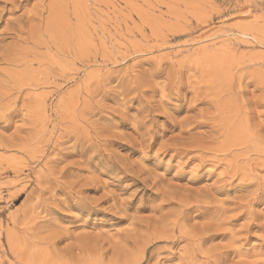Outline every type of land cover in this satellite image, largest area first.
Instances as JSON below:
<instances>
[{"label": "rangeland", "instance_id": "374dc122", "mask_svg": "<svg viewBox=\"0 0 264 264\" xmlns=\"http://www.w3.org/2000/svg\"><path fill=\"white\" fill-rule=\"evenodd\" d=\"M0 11V264H264V0Z\"/></svg>", "mask_w": 264, "mask_h": 264}, {"label": "bare ground", "instance_id": "6f19581e", "mask_svg": "<svg viewBox=\"0 0 264 264\" xmlns=\"http://www.w3.org/2000/svg\"><path fill=\"white\" fill-rule=\"evenodd\" d=\"M52 1V0H51ZM55 1V0H54ZM54 5V4H53ZM6 9V8H5ZM5 9L3 10L4 12H5ZM10 9V8H9ZM11 10V9H10ZM8 11V10H7ZM14 11V10H13ZM1 12V11H0ZM0 13V25H3L2 24V22L4 21V15H5V13ZM9 12V11H8ZM7 13V12H6ZM28 14V13H27ZM26 15V14H25ZM34 15H36L35 17H26L27 18V20H30V21H32V20H37V19H42L41 17L43 16V14H40V13H38L37 14V12L34 14ZM6 16V15H5ZM29 16V15H28ZM22 17V16H21ZM24 17V16H23ZM25 18V19H26ZM58 18V17H57ZM22 19H24V18H22ZM54 19V18H53ZM54 21V20H53ZM5 22V21H4ZM19 22H21V21H19ZM22 22H23V20H22ZM25 24H26V22H24ZM23 24V23H22ZM22 24H20V23H18L17 25L16 24H14V23H12L11 21H9L8 19H7V23H6V25L8 26V28L7 29H5L4 31H2V33L0 34V35H3V37H8V36H12V37H14V39H15V41L18 43V41H24L23 39V34H24V25L22 26ZM29 25V24H28ZM31 26V25H30ZM34 27H35V25H34ZM35 29V28H34ZM37 29V28H36ZM32 30V29H31ZM26 33V32H25ZM32 33V32H31ZM30 33V34H31ZM25 35V34H24ZM26 35H29L28 34V31H27V34ZM35 35V34H34ZM13 39V40H14ZM27 39V38H26ZM4 41V39H2V40H0V42H3ZM26 42V41H25ZM11 43V42H10ZM12 43H15L14 41L12 42ZM27 43V42H26ZM9 44V43H8ZM37 44V43H36ZM38 44H39V42H38ZM20 45V44H19ZM7 46V45H6ZM15 46V45H14ZM17 46V45H16ZM15 46V47H16ZM12 48V47H11ZM22 48V47H21ZM1 50H3V52L2 53H0V63H2V62H4V63H8L9 62V60H11V59H9L8 60V58H9V54L7 53L8 52V49H9V47L7 46V47H5V48H0ZM16 49V48H15ZM10 50V49H9ZM19 50V49H18ZM22 49H20V51H21ZM13 51V50H12ZM16 52H17V50H16ZM11 54H13L12 52H11ZM12 56V55H11ZM17 60V59H16ZM12 62V61H11ZM15 62V61H14ZM6 63V64H7ZM22 65V64H21ZM16 67V66H15ZM231 68V67H230ZM3 69V68H2ZM10 69V68H9ZM12 69H14V68H12ZM12 72V71H11ZM228 72H232V71H228ZM4 73V72H3ZM5 74V73H4ZM231 74V73H230ZM7 76V75H6ZM5 77V76H4ZM9 77V76H8ZM241 79H243V78H241ZM229 80V81H228ZM243 81V80H242ZM226 82H228V83H230L231 85H232V81H231V78L229 77V78H227V80H226ZM1 85V84H0ZM3 86V85H2ZM233 86V85H232ZM176 92V91H175ZM187 93V92H186ZM193 93V92H192ZM177 94V93H176ZM1 95V94H0ZM167 95V94H166ZM164 95H161V97H163ZM177 99L178 98H180V97H176ZM176 100V99H175ZM160 103H161V101H160ZM164 105V104H163ZM165 107V106H164ZM203 122V121H202ZM209 122V121H208ZM191 140V139H190ZM231 141L233 142L234 140H232L231 139ZM230 141V143H229V145L232 143ZM185 142V141H184ZM187 142H189V141H187ZM228 145V146H229ZM188 147V146H187ZM186 147V148H187ZM201 147V146H200ZM233 147V146H232ZM231 147V148H232ZM184 148H185V146H184ZM190 148V147H189ZM231 148H230V150H231ZM200 149H203V147L202 148H200ZM189 150V149H188ZM192 150V149H191ZM198 150V149H197ZM220 150V149H219ZM222 150V149H221ZM228 150V149H227ZM227 150H226V152H227ZM185 151V149L183 150V152ZM203 151V150H202ZM205 152V151H204ZM220 152V151H219ZM229 152V151H228ZM190 153V152H189ZM215 153V152H214ZM180 154V153H179ZM202 154H203V152H202ZM177 155V154H176ZM204 155V154H203ZM200 156H201V154H200ZM180 157V156H179ZM198 158V157H197ZM204 159V158H203ZM207 160H209V159H207ZM200 160L198 159V162H199ZM202 161V160H201ZM210 162V161H209ZM202 163V162H201ZM200 164V163H199ZM201 165V164H200ZM233 170V169H232ZM227 176H229V174L227 175ZM235 177H237V176H235ZM223 179V178H222ZM228 179V178H227ZM232 179V178H231ZM226 180V179H225ZM229 181V180H228ZM223 182V181H222ZM229 183V182H228ZM222 184V183H221ZM226 185V184H225ZM224 185V186H225ZM165 189V188H164ZM175 189L176 188H172V193H174L175 192ZM166 190V189H165ZM174 190V191H173ZM209 190V189H208ZM179 191V190H178ZM177 191V189H176V193L178 192ZM215 191L216 192H218V194H219V192H221V189L219 188V187H217V188H215ZM168 193L170 192L171 193V191H167ZM180 192V191H179ZM178 192V193H179ZM185 192V191H184ZM191 192V191H190ZM181 193V192H180ZM192 193V192H191ZM190 194V193H189ZM189 194H187V195H189ZM221 194V193H220ZM161 195H163L162 193H161ZM165 195L166 194H164V196H162V197H164L165 198ZM178 195V194H177ZM185 195H186V193H185ZM186 195V196H187ZM191 195V194H190ZM192 195H194V194H192ZM170 196V195H169ZM169 196H167L169 199H170V201H173V200H171V197H169ZM175 196H176V194H175ZM181 196H182V193H181ZM180 196V197H181ZM166 197V198H167ZM179 197V196H178ZM193 197V196H192ZM173 198H175V197H173ZM177 198V197H176ZM175 198V199H176ZM183 198V197H182ZM187 198H191V197H188L187 196ZM194 198V197H193ZM184 199V198H183ZM187 200V199H186ZM215 200V199H214ZM167 202H168V200H167ZM177 203V200L175 201L174 200V204H176ZM191 202V200H189V203ZM170 203V202H169ZM178 203H179V201H178ZM187 203V202H186ZM180 204V206H181V202L179 203ZM178 204V205H179ZM194 204H196V202L194 203ZM201 204V203H200ZM198 205V204H197ZM197 205H196V207H197ZM202 205H203V203H202ZM77 206V205H76ZM201 206V205H200ZM246 206V205H245ZM68 207V206H67ZM70 207V206H69ZM72 207V206H71ZM193 208V207H192ZM191 208V209H192ZM195 208V207H194ZM198 208V207H197ZM202 208H204V207H202ZM206 208V207H205ZM197 210V209H196ZM201 210V209H200ZM209 210V209H208ZM193 211V210H192ZM177 213H179V212H177ZM191 212H189V214H190ZM202 214V213H201ZM186 215H188V214H185V216ZM181 216V215H180ZM185 216H184V220L185 219H187L188 218V216L185 218ZM172 218V217H171ZM183 218V217H182ZM161 220V219H160ZM183 220V219H182ZM189 220V219H188ZM187 220V221H188ZM191 220V219H190ZM174 222V221H173ZM170 223H172V222H170ZM175 223V222H174ZM180 223V222H179ZM187 223V222H186ZM176 224V223H175ZM184 224V223H183ZM182 225V224H181ZM161 226V225H160ZM170 226V225H169ZM183 226V225H182ZM149 227V226H148ZM154 227H156V226H154ZM162 228V227H161ZM161 228H159V229H161ZM175 228V227H174ZM154 229V228H153ZM153 229H152V231H153ZM163 229V228H162ZM168 229V228H167ZM187 229V228H186ZM193 229V228H192ZM157 230V229H156ZM173 230V229H172ZM194 230H195V228H194ZM155 231V230H154ZM178 231V230H177ZM193 231V230H192ZM204 231V230H203ZM202 231V232H203ZM179 232V231H178ZM172 233V235H173V232H171ZM181 233V232H180ZM179 233V234H180ZM184 233V232H183ZM153 234H155L154 232H153ZM152 233H151V236L153 235ZM182 234V233H181ZM193 234H194V232H193ZM197 234V233H196ZM203 234V233H202ZM201 234V235H202ZM186 235V234H185ZM213 235V234H212ZM145 236V235H144ZM169 236H171V234H169ZM179 236V235H178ZM191 237H192V235H190ZM218 236V235H217ZM185 237V236H184ZM202 237V236H201ZM157 238V237H156ZM214 238V237H213ZM213 238H211V239H213ZM160 239L161 240H165V241H168L169 240V238H164L163 236L162 237H160ZM189 239V238H188ZM195 239V238H194ZM203 239V238H202ZM207 239H208V237H207ZM155 240V239H154ZM186 240V239H185ZM190 240V239H189ZM206 240V239H205ZM204 240V241H205ZM158 241V240H157ZM191 241V240H190ZM196 241V240H195ZM208 241V240H207ZM179 242V241H178ZM198 242V241H197ZM209 242V241H208ZM51 243V242H50ZM144 243H146V242H144ZM201 243H203V242H201ZM153 244V243H152ZM190 245V244H189ZM200 245V244H199ZM197 247V246H196ZM138 249V248H137ZM139 250V249H138ZM128 254V253H127ZM142 254H143V252H142ZM139 255V254H138ZM153 257V256H152ZM222 257L223 258H225V257H227V252H226V254H224V255H222Z\"/></svg>", "mask_w": 264, "mask_h": 264}, {"label": "snow or ice", "instance_id": "6c2138e0", "mask_svg": "<svg viewBox=\"0 0 264 264\" xmlns=\"http://www.w3.org/2000/svg\"><path fill=\"white\" fill-rule=\"evenodd\" d=\"M154 71L155 69L152 66H147L146 68L143 69L145 82L154 78L152 76V73ZM110 83L111 86L115 88L117 93H123L124 95L131 96L130 85L126 80H122L119 76H114L111 79ZM133 111H135V109H133ZM61 195H63V193H61ZM172 264H174V262H172Z\"/></svg>", "mask_w": 264, "mask_h": 264}]
</instances>
